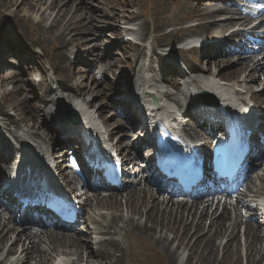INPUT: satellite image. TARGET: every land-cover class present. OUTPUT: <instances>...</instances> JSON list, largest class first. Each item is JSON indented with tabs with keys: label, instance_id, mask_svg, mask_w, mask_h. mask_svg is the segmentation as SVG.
I'll return each instance as SVG.
<instances>
[{
	"label": "bare ground",
	"instance_id": "1",
	"mask_svg": "<svg viewBox=\"0 0 264 264\" xmlns=\"http://www.w3.org/2000/svg\"><path fill=\"white\" fill-rule=\"evenodd\" d=\"M25 1L27 0L18 3L9 0L4 5V8L8 9L13 5L17 9L16 13H18L23 11L22 7L27 6L30 11L36 10L34 13H37L41 19L39 24L49 20L53 29L58 30L61 28L55 36L53 43H57V47L59 48L56 52V57L52 58L49 56L47 52L48 44L44 50L45 56L49 59V63L55 71V77L58 82L56 90L59 93L53 92V87L47 77L43 76L38 85L34 81H27L23 84L21 77L23 78L26 73L16 71L10 78L15 83L14 102L12 103L11 100L9 107L0 105V129L4 132H9L19 144L25 143L27 140L39 143L43 141L44 135L51 138L52 133L50 129L45 128L46 126H42L39 123L38 111L41 108L35 104L46 105L47 100L56 109L53 112L48 111L50 118L53 117L54 112L67 108L70 111L73 110V113L79 119L90 120L88 124L92 128H100L102 134V130H104L102 126L99 123L95 124L93 122L96 113L99 119L102 120L107 115H110L108 107H101L94 115L91 111H93L92 109L96 105L95 101L99 100L98 102L102 104L107 100L108 92L106 90L108 91L112 88L113 83L102 86L95 78L90 83L89 81L84 84L79 83L76 73L69 70L70 58L63 50L67 46H70L73 50L86 46L84 37L82 36H84L85 32L93 33L96 30L97 25L94 22L96 15L89 10L84 1L77 3V0H68L67 2L65 0H52L51 2H46L47 6L44 3L46 8L42 5L44 0H30L31 3ZM229 1L236 2L237 0ZM0 2L4 4L5 0H0ZM187 2V4H182L183 8L191 6V3ZM22 13L30 16V13L25 12V10ZM47 14H52V16H48ZM194 14V19L199 23L196 29H199L203 36L221 35L229 29L239 27V21L235 17L238 14L237 9L229 10L223 7V9L214 11L211 10V7H207V9L201 11L197 8ZM138 18L137 14H132V19L134 20L132 23H138L137 30L132 29L133 34L137 36V40L144 44L147 42L146 39L150 33L155 34V45L152 48L149 47L153 52L152 59H148L147 57L149 50L147 45H137L128 41L125 45L123 58L114 61L108 60L107 68L105 69V71L111 73L113 80H116L114 85H118L123 81L126 87L129 85L128 91L130 92L132 90L134 92L137 89L140 91L142 82L145 79V71L152 70L155 72L157 69L159 73L163 65H165L166 59L173 60L175 57L174 53L176 52L174 47L179 45V39L176 37L171 39L173 32L175 34L178 33L176 29L165 33L166 28L174 27L172 25L173 19H169L164 15L162 21H160L161 23L154 22L153 31L148 22H139ZM224 19H227V22ZM4 20L6 21L7 19ZM113 21L121 23L125 21L124 16L121 14L119 16L115 15ZM209 24H211L210 27ZM33 25L35 26L36 24L34 23ZM174 25L181 26L182 23H174ZM36 30H40L38 25H36ZM77 31L81 36H73ZM118 32L119 34H123L124 30L118 29ZM67 36H70L69 41H67ZM19 41L27 44V41L20 39ZM97 45H95L96 48H98ZM161 50H164V53H161ZM192 52L195 53V50ZM98 59L99 57H96L94 63ZM214 62L213 69L210 67L198 69L193 66L191 60L188 58L186 67L194 76L189 77L186 72H184L183 76L179 72H176V74L182 76L183 80L189 78L185 83H192L189 84V88H192L194 94H198L203 90L208 91L215 100L220 102L219 107L217 106L212 111L216 118L231 111L239 113V119L242 120L246 113L242 111L241 106L247 110H250L255 105L264 107V90L262 92L259 90L261 86H264V83L257 76L260 73H264V70H260V73H258L259 68L264 69L260 61L255 62V60H251V63H254L253 68L250 67L248 62L244 61H238L233 64L232 57L225 59L216 58ZM230 67L233 69L229 70ZM38 69L37 67L36 70ZM162 75L165 78V82H163L164 87L159 88L167 102H163L162 113L155 114L151 120V124L162 122L166 117H171L169 109L172 108L167 105L170 103H174V105L175 103L178 104L179 95L193 99V95L190 96L191 94L187 86H181L180 88L174 76H168L165 72ZM152 80L154 81V79ZM167 88L175 89V92H171ZM90 96L92 98L87 100L86 98ZM10 97L8 98L10 99ZM116 98H119L118 95ZM125 98H128V96H125ZM21 99L22 101H20ZM120 108L121 113L124 115V120L128 118L131 124L135 125L137 120L132 110H135L136 107L125 102L121 103ZM9 109L16 113L15 117L10 115ZM23 110H26V112ZM35 110L37 112H34ZM55 119L58 120L59 115ZM116 119V117H113L114 121L109 123L106 120L103 121L107 136V139L104 136L103 141L112 142L114 137L122 131L121 129H113L117 122ZM262 120L264 119L262 118ZM247 121L255 123L254 120H251V116L247 118ZM22 125L25 126L22 127ZM261 127L264 128L262 125ZM136 134L137 132H131L132 137L136 136ZM56 141L58 142L59 140ZM71 142L72 140H70ZM112 145L117 153L122 155L121 140ZM54 154H56L55 151ZM41 157H43V154H41ZM8 165L6 163L4 166L8 167ZM57 167L59 168V165ZM48 170L53 171L54 168L51 167ZM40 173L35 178H45L46 180H44L49 186H53L56 183L54 176L53 178H48L43 172ZM152 198L153 196L150 195L146 187L141 186L130 191L125 200L128 215L124 216V209L116 196L111 198H99L98 196L94 198L85 197L82 201L83 207H88L90 211L99 209L110 212V215L105 216L103 221L95 222L96 226L101 227V231H98L99 227L94 229V231L101 235L98 241L99 250L97 252H87V246L83 243L82 238H76L73 235H60L49 231H41L42 236H39L37 233L31 236V234L23 232L22 234L30 236V239L37 240L33 241L31 248L23 250L28 264H62L58 260L59 257L76 258L72 261L68 260L69 263L67 264H127L126 259L136 261L137 257L142 255L155 258H158L160 255L165 256L168 264H182L180 263L182 256L183 264H264V248H262V242L258 238L259 227L257 226L246 223V257H243L240 253V242L237 235H235V231L239 227V214H236L233 223L228 225V222L231 221L228 212H223L215 220H211L213 217H216L217 213H212L211 217H209L206 210L198 214L197 205L189 207L178 202L164 205L160 201H152ZM256 198V195L248 196L243 201L249 199L253 206L256 203ZM254 208L255 213L258 210L263 211V208H259V205H256ZM210 220L211 223L208 225L207 222H210ZM102 222H105V225ZM12 231L11 218L4 217V214L2 215L1 213L0 253L4 251V245ZM122 231L126 240L121 235ZM129 233H132V236H129ZM224 237L228 238V242L221 249L222 255L221 260H219L220 245L217 243V240ZM86 239L90 240L91 238ZM19 242H21L20 235L11 245L4 260L0 261V264H4L9 256L13 257L15 255V246ZM135 242L138 244L137 247H135ZM174 242H177L176 247L173 246ZM42 245L45 247L42 248ZM138 249H141V252L135 255L134 253ZM181 250L188 251L186 258L183 253L180 254Z\"/></svg>",
	"mask_w": 264,
	"mask_h": 264
},
{
	"label": "rangeland",
	"instance_id": "2",
	"mask_svg": "<svg viewBox=\"0 0 264 264\" xmlns=\"http://www.w3.org/2000/svg\"><path fill=\"white\" fill-rule=\"evenodd\" d=\"M11 1V0H10ZM14 2H22L24 0H13ZM47 1H52V0H44L42 2V5L44 6V3L46 4ZM66 2L68 0H65ZM189 1L191 3V7L187 6L186 8L182 7V4H187ZM7 2H9V0H5V3H1L0 2V40L4 39V38H9L10 39H20L23 41H33L35 40L38 44H40L42 42L43 48L45 50V48L47 47L48 44V54L50 57L55 58L56 57V52L59 50V48L57 47V43H54L55 40V36L58 34V31H60V29L55 30L53 29V27L51 26V21L47 20L44 23H40L41 19L39 17H37L36 19L27 15H24V13H22L24 10L25 12H29L30 15L33 14V12L35 11H30L28 10L27 6L22 7L23 11L22 12H18L16 13V7L15 6H11L10 8L6 9L4 8V5L7 4ZM27 3H31L30 0L25 1ZM86 2H88V6H90V9L93 12V14L96 15L94 22H96V30H95V34L93 35H89V37L87 36V33H84V39H87V43H89L91 40L94 41L95 39L99 38L98 41H94V42H90V44L94 43L96 44L98 42V44H100L98 47H100L99 49H103L104 47L108 46V42L107 40H111L115 38L116 36V31H112V29L106 31V32H110V36H113L112 39H110L108 33H104V39L105 42L103 43L101 41L102 39V35L98 34V31L104 30L105 26L103 23H101V20H103L107 14H109L110 16H119L120 14L122 16H124V20L123 22L120 23V25H122L123 27H128L130 29H135L137 30V25L138 23H132V21H134L132 19V14L135 13L138 15V20L139 22H148L153 31H154V22H160L162 21V17L164 15H166V17H168L169 19H173L172 21V25L174 27H170L169 29H165V33H169L172 32L173 29H176L178 31L177 34H175L174 32L172 33L171 39L173 37H176L177 39H183L185 37H187L188 34H190V30L187 29V27L195 25V23L197 22L194 18H195V10L198 8L199 10L203 11L204 9H201V5L202 3L198 4L197 6L194 7V4L192 2V0H101L100 2H102V4H98L97 0H94L93 2L91 0H87ZM77 3H79V0H77ZM47 6V4H46ZM46 6H44L46 8ZM204 6V5H203ZM42 8V7H41ZM103 9V11L100 10ZM106 10V11H105ZM51 12V11H48ZM37 13L33 14L36 15ZM48 15V14H47ZM39 16V15H37ZM48 16H52V14H49ZM4 19H7L6 21ZM33 19L36 20V22H33ZM36 23V25H38V28L40 30H36V25L34 26L33 24ZM161 23V22H160ZM174 23H182L181 26H175ZM131 25V26H129ZM211 26V24H209V27ZM116 26H112L111 28H115ZM106 34V35H105ZM83 35V34H82ZM73 36H81V34L77 31L74 33ZM213 37H219L216 35H212ZM136 37V34H135ZM155 34L154 33H150L146 39V43L142 44V45H147V47H151L153 45H155ZM70 40V36H67V41ZM132 41H135L134 38H132ZM34 42V41H33ZM102 42V43H101ZM111 46H115V43H112ZM124 47H122L121 49H123ZM151 48L149 49L151 51V55H153V52L151 50ZM43 50V52H41V55L39 56V58L37 59V62L39 63V65L41 64V61L43 60V66L41 67L44 71H46L48 74H50V69L51 67L46 64L49 63L48 60H46L45 58V51ZM64 53H66L67 55L70 56V52L71 49L70 47L68 48V46L66 48L63 49ZM91 51V47H87V48H80L76 50V54H78V60L81 61V56H87L86 53H89ZM108 54L111 55L112 58L118 59L121 57L122 51L121 50H116V48L114 49H109L108 50ZM43 55V57H42ZM80 58V59H79ZM72 60V59H71ZM71 63V62H70ZM71 65V64H70ZM198 67L203 66V68L205 67V63H203V65L201 63H199L197 65ZM196 66V67H197ZM117 69H119L118 66H116ZM233 68H229V70H231ZM70 71L72 72H76V74L78 75V79L82 82H85L88 79V69L85 65L81 64V63H76L73 64L72 66H70ZM219 71V69H218ZM12 71H9L7 73L6 76H2L1 80H0V85L4 83L5 78H7L8 76L11 75ZM28 77L23 78L22 79V83L26 82L29 79H32L33 76H29ZM110 76V77H109ZM108 78L110 79V81L113 80V76L109 75ZM116 81V80H115ZM11 82V81H10ZM231 83V82H229ZM227 84V83H226ZM14 86L15 83H9L6 87V90L9 91V95L11 96L10 99L9 98H1V94H0V105L4 106V107H9L11 105L10 101L12 100V103L14 102V98H13V90H14ZM113 86V85H112ZM53 87H56V85H53ZM115 87V86H114ZM107 92V90H106ZM112 90L109 93V99H111V95H112ZM111 93V95H110ZM92 98V96L86 98L87 100H90ZM22 101V99L20 100ZM99 100H97V102L95 101L96 105H95V109L97 110L100 102H98ZM94 103V104H95ZM99 103V105H98ZM108 103V104H107ZM104 105V104H102ZM101 105V106H102ZM106 105H108L109 108L113 107L112 103L110 102V100L108 102H106ZM23 109V108H22ZM24 112H26V110H23ZM23 112V113H24ZM35 112V111H34ZM9 113L12 117L16 116V113L9 109ZM107 119V118H105ZM25 125H22V127H24ZM122 206H125V202L122 200ZM106 211H99L96 212L95 215L97 218H99L103 213H105ZM91 213V212H90ZM126 214V212H125ZM171 237V236H170ZM218 241V240H217ZM226 242V240H222L219 243L222 245H224ZM241 245H243V247L240 248V253L243 255V257H246V249L244 248V244L241 243ZM8 246V244L6 245ZM138 244L135 242V247H137ZM173 246L176 247L177 246V242L173 243ZM221 248L223 246H220ZM88 252V251H87ZM141 252V249H138L134 254L137 255L138 253ZM183 253L184 256H188V251H183L181 250L180 254ZM221 255L222 253L219 251V260H221ZM2 254H0V258H1ZM72 259H76L75 257H71ZM182 259L180 260V263L183 264ZM127 264H168L166 262L165 256L160 255L158 258L152 257V256H146V255H142L137 257L136 261H131L130 259H127Z\"/></svg>",
	"mask_w": 264,
	"mask_h": 264
},
{
	"label": "water",
	"instance_id": "3",
	"mask_svg": "<svg viewBox=\"0 0 264 264\" xmlns=\"http://www.w3.org/2000/svg\"><path fill=\"white\" fill-rule=\"evenodd\" d=\"M205 96H208L207 94H204Z\"/></svg>",
	"mask_w": 264,
	"mask_h": 264
}]
</instances>
